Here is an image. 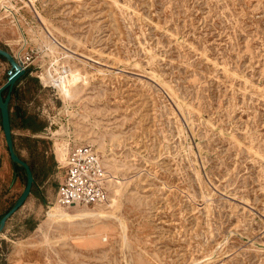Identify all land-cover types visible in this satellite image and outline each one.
Listing matches in <instances>:
<instances>
[{"label":"rangeland","instance_id":"1","mask_svg":"<svg viewBox=\"0 0 264 264\" xmlns=\"http://www.w3.org/2000/svg\"><path fill=\"white\" fill-rule=\"evenodd\" d=\"M0 47L33 54L19 104L43 130L16 107L13 130L36 228L14 237L42 264H264V0H0ZM70 142L115 206L85 228L44 225ZM25 184L0 120V217Z\"/></svg>","mask_w":264,"mask_h":264},{"label":"built area","instance_id":"2","mask_svg":"<svg viewBox=\"0 0 264 264\" xmlns=\"http://www.w3.org/2000/svg\"><path fill=\"white\" fill-rule=\"evenodd\" d=\"M27 70L33 54L14 55ZM57 81L51 83L56 87ZM65 157V176L57 186L55 201L63 207L94 206L109 199L107 173L103 160L96 148L89 143L70 142Z\"/></svg>","mask_w":264,"mask_h":264},{"label":"crops","instance_id":"3","mask_svg":"<svg viewBox=\"0 0 264 264\" xmlns=\"http://www.w3.org/2000/svg\"><path fill=\"white\" fill-rule=\"evenodd\" d=\"M29 70L30 69H28L26 74L17 81V83L15 84V86L13 88V92H12V99L10 102V104H11L10 111H11L12 131H13L14 136H15V132L13 130V127H14L13 109L15 107H16L15 108L16 109V115L22 118V120H21L22 130H24V131H31V130L36 131V130L31 129V128L23 126V123H24L23 117L27 118L29 115H26V113L21 109V106L19 104L20 97L25 92L24 81L29 78ZM5 81L3 83H5ZM0 120H1V111H0ZM1 124H2V122H1ZM42 130H38V131H42ZM14 141H15V145L17 146L16 137H15ZM23 189L21 190L20 194L22 193ZM56 191H57V188H56ZM20 194L14 199L13 203L20 196ZM33 196H34V194L32 191L31 194L29 195V197L27 198L26 202L8 219L3 232L0 234V247L2 246V243L4 241H7V242L11 241V245H12L6 254H3L2 249L0 248V255L3 256V258L1 260H4L6 264H42L44 261L43 255L38 250L37 247H36L37 248L36 249L37 253H36L33 251L35 246H32L30 244H22L21 245V244H19V241H17V238H19V237H14V236H17V234L20 232L21 229H23V227L25 225H27L30 229L36 228L34 226L35 224L32 222L33 220L31 218H29V216L32 214V210L36 204V200L38 199L37 197H33ZM55 196H56V192H55ZM4 213H2V214H4ZM25 238H27V237H25Z\"/></svg>","mask_w":264,"mask_h":264},{"label":"water","instance_id":"4","mask_svg":"<svg viewBox=\"0 0 264 264\" xmlns=\"http://www.w3.org/2000/svg\"><path fill=\"white\" fill-rule=\"evenodd\" d=\"M0 56L4 57L10 63L7 79L5 83L0 86V111L2 128L12 163L24 170L26 173V184L22 193L9 208V210L5 212L0 218L1 234L8 219L26 202L27 198L32 192L36 180L31 165L26 160H24L16 150L10 112V102L12 99L13 88L17 81L26 74L27 69L16 60L14 54L11 51L5 48L0 47ZM5 91L7 92L6 94Z\"/></svg>","mask_w":264,"mask_h":264},{"label":"bare ground","instance_id":"5","mask_svg":"<svg viewBox=\"0 0 264 264\" xmlns=\"http://www.w3.org/2000/svg\"><path fill=\"white\" fill-rule=\"evenodd\" d=\"M43 80H46V77L43 78ZM45 82V81H44ZM71 91V90H70ZM67 96V99L73 98L75 95L73 91L65 93ZM64 141V140H63ZM69 147V146H68ZM68 150V149H67ZM57 158L59 161L64 162V157L62 155L61 150H59V153H57ZM104 163V162H103ZM114 200H112L113 203ZM56 205L52 207L50 212L47 215V219L44 221V225L47 224H53L58 221H68L70 223H78L82 226V228L86 227L88 225L87 222L97 219H108L114 216L113 209L115 206L113 204H110V208L107 207V203H109V199L104 204H98L94 206H70V207H63L59 203L55 202ZM107 204V205H105ZM62 207V208H61ZM74 208L76 211L72 214L64 210ZM43 225V226H44ZM79 225V226H80Z\"/></svg>","mask_w":264,"mask_h":264},{"label":"trees","instance_id":"6","mask_svg":"<svg viewBox=\"0 0 264 264\" xmlns=\"http://www.w3.org/2000/svg\"><path fill=\"white\" fill-rule=\"evenodd\" d=\"M0 58H2L3 60H6L4 57H2V56H0ZM7 92L5 91V94H6ZM10 109H11V104H10ZM11 112V111H10ZM33 119V116H28L27 118H24L23 117V120H24V123H23V126L24 127H28V128H31V129H33V130H36V131H38V130H42V128L41 129H36L35 127H34V125H33V123H32V121H30V120H32ZM12 122V121H11ZM13 137H14V139H15V136H14V134H13ZM18 167V166H17ZM19 168V167H18ZM20 169V168H19ZM13 205V204H12ZM11 205V206H12ZM10 206V207H11ZM9 210V209H8ZM7 210V211H8ZM6 211V212H7ZM3 216V214L1 215V217ZM0 217V218H1Z\"/></svg>","mask_w":264,"mask_h":264}]
</instances>
